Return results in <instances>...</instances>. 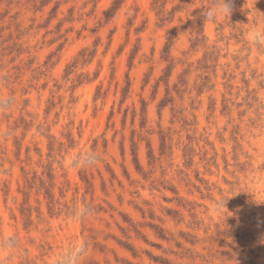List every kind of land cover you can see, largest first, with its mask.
<instances>
[{"label": "rangeland", "instance_id": "1", "mask_svg": "<svg viewBox=\"0 0 264 264\" xmlns=\"http://www.w3.org/2000/svg\"><path fill=\"white\" fill-rule=\"evenodd\" d=\"M209 2L0 0V264H264V0Z\"/></svg>", "mask_w": 264, "mask_h": 264}, {"label": "clouds", "instance_id": "2", "mask_svg": "<svg viewBox=\"0 0 264 264\" xmlns=\"http://www.w3.org/2000/svg\"><path fill=\"white\" fill-rule=\"evenodd\" d=\"M231 4L232 0H210V2L203 8L202 14L208 20H214L220 13L229 16L231 12ZM246 39L249 45L264 47V28L251 29L246 34ZM249 193H251L255 199V192L249 191ZM223 203L225 204V201ZM14 246V237H8L7 241L0 242V247L11 248ZM85 251L86 247L84 244L73 245L66 254L70 258L68 264H76L80 255ZM58 264H63V261H58Z\"/></svg>", "mask_w": 264, "mask_h": 264}]
</instances>
